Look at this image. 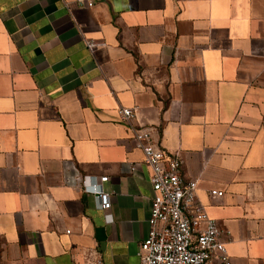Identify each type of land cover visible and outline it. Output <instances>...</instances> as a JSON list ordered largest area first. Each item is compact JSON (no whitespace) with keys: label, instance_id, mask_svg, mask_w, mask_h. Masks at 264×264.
<instances>
[{"label":"crops","instance_id":"crops-1","mask_svg":"<svg viewBox=\"0 0 264 264\" xmlns=\"http://www.w3.org/2000/svg\"><path fill=\"white\" fill-rule=\"evenodd\" d=\"M78 1L0 0V264H140L154 191L122 107L233 264H264V0ZM77 173L109 177L111 221Z\"/></svg>","mask_w":264,"mask_h":264},{"label":"built area","instance_id":"built-area-1","mask_svg":"<svg viewBox=\"0 0 264 264\" xmlns=\"http://www.w3.org/2000/svg\"><path fill=\"white\" fill-rule=\"evenodd\" d=\"M98 0H79L80 6L94 8ZM94 51L97 42L86 40ZM122 122L129 127L136 146L144 155V163L151 170L154 198L149 219V233L141 243L140 264H233L226 243L229 235L212 219L197 198L198 181H185L181 175L183 161L179 154L169 156L153 141L149 128L133 125L136 110L119 108ZM65 168L77 170L72 162ZM137 169L131 166V171ZM76 182L87 194L95 197L100 209L111 221V195L103 189L109 177L83 176L77 173ZM212 198H222L225 191L212 190ZM69 233V231L67 232Z\"/></svg>","mask_w":264,"mask_h":264}]
</instances>
